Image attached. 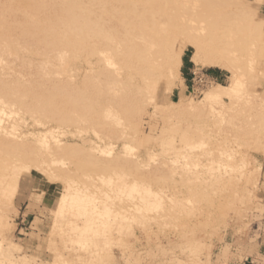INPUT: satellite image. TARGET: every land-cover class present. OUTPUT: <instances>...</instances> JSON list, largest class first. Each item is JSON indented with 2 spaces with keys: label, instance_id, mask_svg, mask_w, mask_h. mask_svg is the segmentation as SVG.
I'll return each mask as SVG.
<instances>
[{
  "label": "rangeland",
  "instance_id": "374dc122",
  "mask_svg": "<svg viewBox=\"0 0 264 264\" xmlns=\"http://www.w3.org/2000/svg\"><path fill=\"white\" fill-rule=\"evenodd\" d=\"M167 1L181 34L168 52H179L181 64L149 95L126 81L121 96H112L120 78L109 71L96 78L95 57L90 65L71 57L63 70L74 74L72 94L49 106L0 81V264H247L264 230V0ZM144 2L134 8L148 11ZM201 46L230 53L240 69L244 85L223 98L240 102L231 111L205 99L231 84L218 67L193 62L184 88L183 59ZM19 54L5 57L30 62L11 63L19 64L15 71L55 72V62ZM212 70L220 77L208 78ZM240 117H249L246 133L237 129ZM228 132L241 136L228 146L238 149L230 158L241 161L243 175L222 176L204 163L223 151ZM73 196L81 200L72 203ZM6 247L20 249L9 257Z\"/></svg>",
  "mask_w": 264,
  "mask_h": 264
},
{
  "label": "bare ground",
  "instance_id": "6f19581e",
  "mask_svg": "<svg viewBox=\"0 0 264 264\" xmlns=\"http://www.w3.org/2000/svg\"><path fill=\"white\" fill-rule=\"evenodd\" d=\"M144 1L145 0H0V52L2 54L0 55V81L3 79L9 80L10 83L8 86H10V91L12 90V93L15 92L13 94H29L36 105L46 104L49 106L53 99L72 94L73 84L71 85L70 82L74 80V77H72L74 74L72 72L71 74L69 72L67 73V71L63 70L65 65L69 64L71 57L75 59L83 57L85 61L89 63H87L88 65H90L91 62L89 60L87 61V59L95 57V62L89 67H91L90 71L96 74V78H100L104 71L113 72L120 78L119 88L111 89L112 96H121L123 92L121 87L124 86L122 84L126 81L134 83L138 91H148L147 94L149 95V93L155 89L156 84L161 78L163 79V77H166L167 79H164L168 80L173 76L172 66L176 60L181 64L179 52L175 54L172 53L171 55H169L168 52V47L172 43H175V41L177 42V38L181 34H179V36L176 35L177 30L175 29L174 21L177 19L174 20L175 15H173L174 13L171 11L170 2L167 0H148V11L134 8L137 2H140L142 6L146 7L147 2ZM254 1L257 4L262 2V0ZM174 12H177V10ZM206 16L208 17L209 15ZM214 18H216V16H214ZM207 19L209 20V18ZM197 20L199 21V19ZM178 24L179 23H177V25ZM181 24L182 23H180V25ZM195 26H193V28ZM203 27H205L204 24ZM181 28L179 30H181ZM191 28L190 30H192ZM202 28L198 29L201 34L204 32V28ZM69 51H72L74 56L68 55ZM21 52L24 54L30 53L31 56L32 54L36 55L35 57H39L42 63L46 62L45 64H52L53 62L54 64L55 62L57 65L62 66L59 67L60 69L57 72V68L54 69L55 66L57 67L55 64H52L54 68H51V65L50 67L47 66L55 72L49 71L50 69H48V71H46L47 69L43 70L44 68L42 69L41 66L42 70L37 66L35 67V72L32 74L17 72L14 69L17 67L20 68L18 65L21 64V61L17 62L16 59L19 58L18 56H20V54L18 55V53ZM190 52L193 54L192 60L197 66L218 67L232 76L229 87L219 85L210 90L205 98L206 102H212V104L213 102L214 104L220 103L219 105H221L222 108L230 109L231 111L232 108L238 105V101L235 102L234 100L235 103L233 102V104L232 102L231 104L228 103L230 106L233 105V107L228 106L230 107L228 108L226 106L228 104L224 102L225 100L223 101V98L234 94L235 91L238 92L239 90L237 89L244 85L242 74L234 61V57L228 52H220L214 49L208 50L206 47L204 48V46L198 48L192 47L190 48ZM6 55L9 58L11 55V57L16 58V62L19 63L16 68L12 69L16 62L14 63L9 60V63L6 61L8 59ZM21 57L23 59L25 58L23 56ZM23 59V65H25V63H30L25 62V59ZM13 60L12 58V61ZM11 63H13V66L10 68ZM23 65L21 64L22 67ZM37 65L39 64L37 63ZM27 68L30 69L29 67ZM66 68L68 67L66 66ZM61 69L63 72H61ZM25 73H28V71ZM162 79L161 82L164 80ZM7 81H4L5 83L2 82V84H7ZM166 82V90L169 92L171 83L170 81ZM4 87L6 86L2 88ZM5 90L7 93L9 92L8 87ZM166 90L164 92H166ZM243 104L244 103H242V105ZM184 105H186V103H184ZM216 106L212 105L211 107L214 109ZM238 107H240V104ZM220 112V110H215L216 116L218 114L220 115ZM246 112L249 113V110ZM224 113V111L223 113L221 112V115L223 114L225 116ZM243 117H240L242 125L239 127L236 126L238 127V131L242 129V131L246 133V128L244 126L249 124L246 123V121H248L247 118L250 116L246 117V120ZM225 119L223 117L220 122H224ZM222 137H224L223 141L226 147L224 146L223 151H220L221 149L219 150V157L217 156L216 158L215 156L216 159H206L204 163L211 166L212 172L213 170L215 173L219 171V175L222 176L227 175L231 177L232 174L238 172L243 175L241 171L243 169L241 161H239L240 163H235L234 160L236 159L230 158L236 157V150L238 149L235 150V146L232 148L234 144L229 147V143L234 142L238 136L228 132ZM223 141H221L222 144ZM256 150H258V148H256ZM170 161H173V159H170ZM176 162L180 163L178 160H176ZM186 164L187 161H184L181 163V166H185ZM193 164H195V162ZM73 198L74 202H71H76L75 204L81 200L79 197L73 196ZM10 246L12 245L10 244ZM19 249L18 247H6L5 252L10 257V255L14 254L15 251Z\"/></svg>",
  "mask_w": 264,
  "mask_h": 264
},
{
  "label": "crops",
  "instance_id": "0c3cea01",
  "mask_svg": "<svg viewBox=\"0 0 264 264\" xmlns=\"http://www.w3.org/2000/svg\"><path fill=\"white\" fill-rule=\"evenodd\" d=\"M195 68V65L192 60H184L183 59V65H182V77L184 79V88L188 90V84L187 82L190 81L188 78L185 77L191 76L193 70ZM221 73L217 70H212L210 73L207 74L208 78L211 79H217L220 77ZM261 167H262V179H261V186H262V201H263V207H264V155L261 157ZM259 242L256 247L253 249H249L247 253V264H264V230L261 232L259 236Z\"/></svg>",
  "mask_w": 264,
  "mask_h": 264
}]
</instances>
